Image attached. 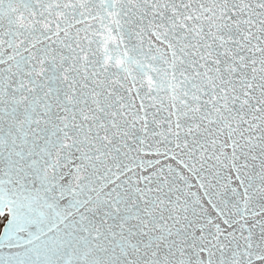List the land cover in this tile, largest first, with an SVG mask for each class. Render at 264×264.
Segmentation results:
<instances>
[{"label": "snow or ice", "instance_id": "6c2138e0", "mask_svg": "<svg viewBox=\"0 0 264 264\" xmlns=\"http://www.w3.org/2000/svg\"><path fill=\"white\" fill-rule=\"evenodd\" d=\"M0 264H264V0H0Z\"/></svg>", "mask_w": 264, "mask_h": 264}]
</instances>
